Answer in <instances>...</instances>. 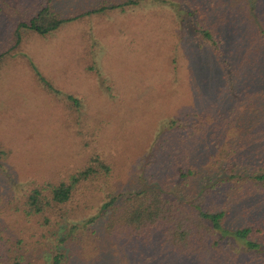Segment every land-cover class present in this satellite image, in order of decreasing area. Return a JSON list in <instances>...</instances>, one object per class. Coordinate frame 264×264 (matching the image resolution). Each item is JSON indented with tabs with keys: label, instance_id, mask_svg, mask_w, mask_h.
Listing matches in <instances>:
<instances>
[{
	"label": "rangeland",
	"instance_id": "rangeland-1",
	"mask_svg": "<svg viewBox=\"0 0 264 264\" xmlns=\"http://www.w3.org/2000/svg\"><path fill=\"white\" fill-rule=\"evenodd\" d=\"M95 1L53 0V5L64 14L71 9L79 13ZM188 8L180 0H144L81 15L45 36L24 34L0 69V219L27 234L40 233L35 219L14 212L12 204L23 201L34 186L67 180L95 158L110 171L77 185L64 206L70 216L59 225L58 237L74 224L98 227L104 221L102 206L111 196L156 185L144 174L147 159L154 162L156 155L171 151L180 128L194 124L199 119L195 113L215 98L212 90L225 73L221 56L193 34ZM7 15L1 4L0 54L7 18H12ZM36 71L59 92L45 90ZM227 93L225 88L226 98ZM68 94L79 99L78 107L69 108L64 100ZM171 120L178 126L170 129ZM164 139L166 147L159 148L156 141ZM253 200L251 218L264 217V199ZM246 213H231L237 220L225 224L247 223ZM98 215L103 217L89 223ZM55 244L52 237L33 251L34 244L28 246L26 254L50 264L49 246ZM224 248L218 256L225 264H264V243L253 254L243 244L226 242Z\"/></svg>",
	"mask_w": 264,
	"mask_h": 264
},
{
	"label": "trees",
	"instance_id": "trees-1",
	"mask_svg": "<svg viewBox=\"0 0 264 264\" xmlns=\"http://www.w3.org/2000/svg\"><path fill=\"white\" fill-rule=\"evenodd\" d=\"M141 1L96 0L90 10L71 9L64 14L53 0H0L12 17L5 26L0 69L5 56L21 46L25 33L45 36L81 15ZM180 2L189 7L193 34L221 56L226 74L212 90L215 98L195 113L199 119L180 128L171 151L156 155L154 162L147 159L149 169L144 174L156 185L111 196L102 206L104 221L98 227L74 224L62 237L56 232L63 218L70 216L64 206L75 188L108 174L109 165L95 158L67 180L34 186L12 209L34 218L41 231L27 234L0 219V264H47L26 252L28 246L34 244L33 251L52 237L56 244L49 246L50 264H175L173 258L185 259L184 264H225L218 255L226 251V242L243 244L251 254L261 250L264 217L250 215L252 200L264 199V0ZM36 73L45 90L59 92L48 78ZM64 100L69 108L80 102L71 94ZM177 126L175 120L170 121V129ZM156 143L166 147L165 139ZM157 161V167H150ZM238 211L248 212L244 214L247 223L225 224L237 220L230 215ZM100 216L90 218L89 223ZM61 244L65 249L57 248ZM121 258L125 262L120 263Z\"/></svg>",
	"mask_w": 264,
	"mask_h": 264
}]
</instances>
